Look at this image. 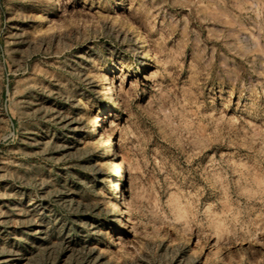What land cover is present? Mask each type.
<instances>
[{"label": "rangeland", "instance_id": "1", "mask_svg": "<svg viewBox=\"0 0 264 264\" xmlns=\"http://www.w3.org/2000/svg\"><path fill=\"white\" fill-rule=\"evenodd\" d=\"M0 264H264V0H0Z\"/></svg>", "mask_w": 264, "mask_h": 264}, {"label": "bare ground", "instance_id": "2", "mask_svg": "<svg viewBox=\"0 0 264 264\" xmlns=\"http://www.w3.org/2000/svg\"><path fill=\"white\" fill-rule=\"evenodd\" d=\"M144 36V35H143ZM143 36H140L141 38L143 37ZM145 40L146 39H143V43H145ZM140 41V42H141ZM143 43H142V45H143ZM147 44H148V42H146ZM145 46V45H144ZM149 47V46H148ZM148 49H151V47L150 48H148ZM150 52V51H149ZM151 54V53H150ZM154 55V54H153ZM150 58V57H149ZM150 60L152 61V56H151V58H150ZM153 62V61H152ZM148 65H150V62L148 63ZM147 65V66H148ZM145 67H146V65H144ZM104 75V74H103ZM102 75V76H103ZM106 75V74H105ZM103 78V77H102ZM103 83L105 84V95L107 96V98L109 99V101L110 102H114V101H117V98L118 97H116V92H115V90H114V85L110 82V80H109V78H108V76L106 75V76H104V79H103ZM117 103V102H116ZM115 104V103H114ZM109 105V104H108ZM99 123V122H98ZM98 123H96V121H94L93 123H92V131L90 132V133H95L96 131H97V129H98V127H99V124ZM104 140V139H103ZM102 142V141H101ZM103 150H104V152H106V153H109L110 151H111V147H110V145H111V141L110 140H104L103 141ZM103 154H105V153H103ZM109 155V154H108ZM118 162H119V160H118ZM122 162V161H121ZM121 164V163H120ZM118 167V166H117ZM120 170V169H119ZM123 170H121V172H122ZM120 173V172H119ZM118 177V176H117ZM120 182V181H119ZM118 187V186H117ZM117 189V188H116ZM117 195V194H116ZM122 198V197H121ZM121 203H122V201H121ZM115 209V208H114ZM116 211V213H117V211H119L120 212V219H119V222L117 223V225L118 226H121L122 224H123V217L124 216H122V213H121V211H120V202L119 203H117V210H115ZM118 212V213H119ZM124 225V224H123Z\"/></svg>", "mask_w": 264, "mask_h": 264}]
</instances>
